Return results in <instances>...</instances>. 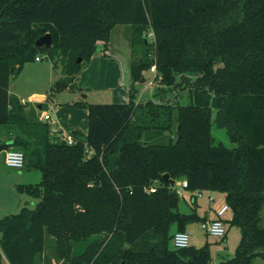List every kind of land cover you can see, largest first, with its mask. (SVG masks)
I'll return each mask as SVG.
<instances>
[{"label":"trees","instance_id":"1","mask_svg":"<svg viewBox=\"0 0 264 264\" xmlns=\"http://www.w3.org/2000/svg\"><path fill=\"white\" fill-rule=\"evenodd\" d=\"M117 25L132 27V99L77 103L86 142L68 145L10 83L44 52L62 66V91L98 43L109 50ZM46 34L52 45L36 48ZM154 65L160 88L135 103L133 84ZM213 124L233 148L216 142ZM11 147L41 180L18 189L34 208L0 220V264H42L47 237L65 264H212L209 243L172 246L176 232L208 221L179 212L165 174L224 196L232 217L221 220L241 239L220 264L264 261V0H0V153Z\"/></svg>","mask_w":264,"mask_h":264},{"label":"rangeland","instance_id":"2","mask_svg":"<svg viewBox=\"0 0 264 264\" xmlns=\"http://www.w3.org/2000/svg\"><path fill=\"white\" fill-rule=\"evenodd\" d=\"M131 26L119 25L112 31L110 46L108 51H104L101 43L97 44L96 51L90 61L85 62L84 68L75 79L64 88L62 91H57L55 86L63 78L62 66L60 62L54 67L52 62L44 52H41V61L27 63L23 72L14 80L15 93L20 95L27 106L36 107L44 104L45 111L51 118L50 123L53 126L63 124L68 126L69 116L77 114V121L81 123V114H84V121L87 120V111L76 105L81 102L87 91L111 89L110 92L115 94V102L118 104H128L131 101L130 88L131 82L128 83L129 65L132 62V45H131ZM152 39V36L149 35ZM130 50L129 56L128 51ZM101 54L105 59L113 57V59L122 61L124 67L123 76L121 75L120 67L115 66L111 61H103L97 59ZM108 54V55H106ZM110 56V57H109ZM79 76V77H78ZM145 80L133 84L135 91L133 101L144 102L147 99L154 98L160 88V77L158 73L151 70L144 74ZM123 83L122 85L120 83ZM124 85V86H123ZM83 89L81 92L80 89ZM81 92V93H80ZM103 94V95H102ZM183 94V95H182ZM184 96V92L182 93ZM38 95V96H34ZM46 96L44 100H38L40 97ZM110 93H92L90 94V104L106 103ZM161 97H157L160 100ZM85 112V113H84ZM76 119V116H75ZM44 121V119H43ZM49 123L48 121H44ZM49 123V124H50ZM212 135L216 142L227 148H233L235 145L230 141L225 129L212 126ZM79 139V138H78ZM4 153H0V220L6 216L14 215L20 212L24 207L34 208L35 200L25 194L19 192L21 185L37 184L41 180V175L36 171H29L25 168L21 170L9 169L4 165ZM179 189L178 183L175 185ZM179 212L183 214H191L194 211L199 216L209 215L214 216V213L224 206V196L217 192L203 191L194 193L189 190H180ZM196 195V197H195ZM216 210V212L214 211ZM232 213L228 211L222 218L224 221H229ZM262 223L264 225V207L261 212ZM229 234L224 238H216L207 235L202 229L201 223H193L188 226L187 230L190 233L191 245L197 248L210 244V250L213 257L212 264H220L224 259H229L234 256L235 250L241 239L240 230L237 227H229ZM176 231V227L172 228ZM227 234V233H226ZM3 264H9L6 258H3ZM42 264H65L58 261L54 255V240L48 237L45 257ZM253 264H264L261 259H256Z\"/></svg>","mask_w":264,"mask_h":264},{"label":"built area","instance_id":"3","mask_svg":"<svg viewBox=\"0 0 264 264\" xmlns=\"http://www.w3.org/2000/svg\"><path fill=\"white\" fill-rule=\"evenodd\" d=\"M152 36V34H150ZM36 61H40V58H36ZM151 71L154 73H157L156 66H152ZM43 119L45 121L50 120V116L46 114ZM64 141L68 145L74 144L75 140L71 137H64ZM4 165L9 169H16L21 170L24 168L25 165V155L22 151H19L13 147L9 148L8 150L4 151ZM176 185V184H175ZM175 185L172 187L176 190V192L180 195V190H184L188 187L187 181H182L178 183V188L175 187ZM148 193H155L156 187L153 186L147 191ZM200 195V194H199ZM228 206L225 204L222 206L218 212H217V219L208 221L206 223L202 224V229L205 230L207 235L216 237V238H224L226 235V225L221 220L224 215L228 212ZM191 245V237L189 232H176L172 238V246L176 249H183L187 248Z\"/></svg>","mask_w":264,"mask_h":264},{"label":"crops","instance_id":"4","mask_svg":"<svg viewBox=\"0 0 264 264\" xmlns=\"http://www.w3.org/2000/svg\"><path fill=\"white\" fill-rule=\"evenodd\" d=\"M117 26H119V25H117ZM117 26H115V27H117ZM115 27H114V29H115ZM114 29L112 31H114ZM131 32H132V27H131ZM111 37H112V32H111ZM110 41H111V39H110ZM131 45H132V35H131ZM111 48L112 47L110 46V43H109V50ZM129 53H130V50L128 51V56H129ZM129 58H130V56H129ZM97 59L98 60L99 59H103V61H111L115 66L120 67L121 75L123 76L124 67H123V63H122L121 60H119V63H118V61L116 59L114 60L113 57L105 59L103 56H101V54H99L97 56ZM40 61H41V59H40ZM14 80H16V79H14ZM14 80H12L11 83H10V93H12L16 97H18L19 100L22 102V104H24L26 106V110H29L31 107L27 106L26 103L24 102V99L20 95L15 93L14 83H13ZM128 83H130V65H129V71H128ZM120 84L122 85L123 83L121 82ZM80 90H81V92L83 91L82 88ZM110 91H111V89H109V88L108 89H102V90H93V91L90 90V91H87L85 93V95L81 96L83 98L82 102H86V103L90 104V102H89L90 99L89 98H90V94H92V93H99L100 94V92L101 93H104V92L108 93L109 92L110 93V97H109V99H107V102L106 103H99V104H113V103L114 104H118V103L115 102V99H114L115 94H114V92H110ZM34 96H38V95H34ZM44 99H46V96H42L38 100H44ZM137 103H139V102H137ZM43 106H44V104L36 106V107H38L39 110H41V112H40V120L42 122L45 121V120L43 121V117L47 114L45 111H43V108H44ZM83 115L84 114H81V123L80 124L77 121V114H75L76 119H75V116H73V115L69 116V120H71L72 124L69 123L68 126L63 125V124H57L56 126H53L50 123V120H51V118H50V120L48 122L50 123L51 128H52V135L57 136V137H59L61 139H63L64 137L68 136V137L73 138L74 140H80V141L86 142V136H87V132H88V114H87V120L85 119V121H84V116ZM199 194H201V193H199ZM195 197H196V195H195ZM224 201H225V199H224ZM214 211L216 212V210H214ZM200 217H205L207 219V221H212V220L217 219V212L214 213V216H209L207 214V215L200 216ZM227 227L228 226H226V230H227ZM187 232H188V230H187ZM226 233H227L226 234V237H227V235L229 234V231H227ZM46 240H48V237L46 238Z\"/></svg>","mask_w":264,"mask_h":264},{"label":"water","instance_id":"5","mask_svg":"<svg viewBox=\"0 0 264 264\" xmlns=\"http://www.w3.org/2000/svg\"><path fill=\"white\" fill-rule=\"evenodd\" d=\"M52 45V37L50 34H46L45 36L41 37L39 40H37L35 46L36 48H40V47H50ZM78 62L80 63L81 60H78ZM145 80V78L141 79V82H143ZM163 179L165 182L169 183L171 187H173L175 185V182L170 179L168 174H165L163 176Z\"/></svg>","mask_w":264,"mask_h":264}]
</instances>
